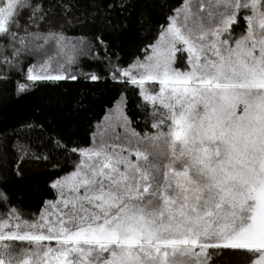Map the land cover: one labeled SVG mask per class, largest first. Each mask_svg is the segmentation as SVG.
<instances>
[{"label": "snow or ice", "instance_id": "obj_1", "mask_svg": "<svg viewBox=\"0 0 264 264\" xmlns=\"http://www.w3.org/2000/svg\"><path fill=\"white\" fill-rule=\"evenodd\" d=\"M69 17L0 0V66L40 56L28 81L75 80L60 69L88 50L67 40ZM143 51L111 76L151 105L153 131L117 104L91 146L70 149L38 219L0 216V264H214L225 250L264 264V0H179Z\"/></svg>", "mask_w": 264, "mask_h": 264}, {"label": "trees", "instance_id": "obj_2", "mask_svg": "<svg viewBox=\"0 0 264 264\" xmlns=\"http://www.w3.org/2000/svg\"><path fill=\"white\" fill-rule=\"evenodd\" d=\"M43 2L56 23L70 13L71 22L63 25L66 38L70 45L81 44L88 51L60 69L75 80L28 81L27 67L43 63L40 56L22 58L15 68L0 66V196L6 197L0 216L16 209L25 220H35L56 198L49 185L74 168L76 155L70 149L91 144L105 111L118 97L132 128L153 131L151 105L138 90L113 80L111 71L115 65L127 67L142 58L145 45L179 4V0H105L110 7L97 11L100 0ZM97 35L106 41L103 47L96 42ZM93 74L100 79L91 80ZM21 85L26 87L24 93L18 92ZM212 260L249 264L242 251L225 250Z\"/></svg>", "mask_w": 264, "mask_h": 264}, {"label": "rangeland", "instance_id": "obj_3", "mask_svg": "<svg viewBox=\"0 0 264 264\" xmlns=\"http://www.w3.org/2000/svg\"><path fill=\"white\" fill-rule=\"evenodd\" d=\"M144 57V56H143ZM142 57V58H143ZM141 58V59H142ZM134 62V61H133ZM132 62V63H133ZM131 64V63H130ZM129 64V65H130ZM37 70H39V65H37ZM122 102V100H121V96L120 97H118L115 101H114V103L112 104V106L111 107H109L106 111H105V114H104V116H103V118H102V120H101V122H100V124H99V126L96 128V131H95V133H97L99 130H100V126L102 125V124H104L105 123V119H106V117H107V115L109 114V112H111V111H113L114 109H115V107L117 106V104H119V103H121ZM94 135V134H93ZM92 140H93V136H92ZM92 143V142H91ZM89 146H91V144L89 145ZM88 146V147H89ZM73 170V169H72ZM71 170V171H72ZM70 171V172H71ZM70 172H68V173H70ZM68 173H66V174H64V175H62L61 177H59V178H62L63 176H65V175H67ZM58 179V178H57ZM56 180V179H55ZM54 180V181H55ZM53 181V182H54ZM56 198H57V193H56ZM55 198V199H56ZM54 199V200H55ZM54 200H52V201H54ZM51 202V201H50ZM47 208H48V203L45 205V207L41 210V212H40V214H42V213H44L46 210H47ZM40 214L38 215V217L36 218V219H38L39 218V216H40Z\"/></svg>", "mask_w": 264, "mask_h": 264}]
</instances>
